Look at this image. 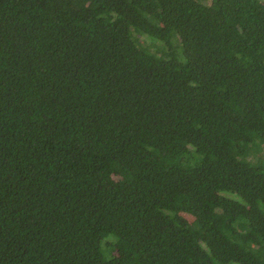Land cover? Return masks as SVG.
Instances as JSON below:
<instances>
[{"label":"trees","instance_id":"obj_1","mask_svg":"<svg viewBox=\"0 0 264 264\" xmlns=\"http://www.w3.org/2000/svg\"><path fill=\"white\" fill-rule=\"evenodd\" d=\"M0 264H264V0H0Z\"/></svg>","mask_w":264,"mask_h":264},{"label":"rangeland","instance_id":"obj_2","mask_svg":"<svg viewBox=\"0 0 264 264\" xmlns=\"http://www.w3.org/2000/svg\"><path fill=\"white\" fill-rule=\"evenodd\" d=\"M189 221L192 222V218L189 217Z\"/></svg>","mask_w":264,"mask_h":264}]
</instances>
